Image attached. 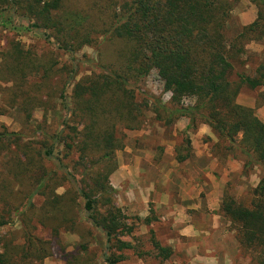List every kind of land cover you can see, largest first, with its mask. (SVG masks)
Wrapping results in <instances>:
<instances>
[{"label":"rangeland","instance_id":"374dc122","mask_svg":"<svg viewBox=\"0 0 264 264\" xmlns=\"http://www.w3.org/2000/svg\"><path fill=\"white\" fill-rule=\"evenodd\" d=\"M122 1L130 0H62L59 20L70 28L78 27L81 36L87 35L93 42L75 53L61 49L59 41L64 33L55 29L32 28L34 22L14 13L15 8L7 7L0 12V134H20L23 144H31L35 148L45 142L37 130L39 127L48 136H54L64 131L68 133L67 123L84 134L85 124L70 122V112L62 109V101L57 94L65 77L71 76V85L66 89L63 101L69 109L74 83L103 73V66L109 68L120 64V44L113 42L103 30L109 22L113 24V16ZM257 19L258 10L248 0H239L235 4L231 19L234 31ZM230 33L233 34V30ZM13 45L30 54L38 64L31 84L35 80L40 82L43 76L47 77L43 103L34 105L29 121L20 107L13 105L14 96L22 95V91L17 90L18 78L10 77L3 68L2 56ZM245 51L243 71L251 74L264 61V41L248 42ZM236 68L241 72L238 66ZM129 88L134 91L136 103L140 106L147 103V107L141 109V117L129 123L133 129L124 127L128 122L117 121L113 125L106 120L100 125L101 129L115 131L123 148L114 152V158L104 164H100V155L90 154L83 168L75 166L78 154L66 159L63 145L55 143L54 157L44 160V166L59 175L63 185L55 190V194L63 196L65 202H60L55 214L50 212L46 215L39 211L44 203L40 196L33 199L36 211L21 209L13 213L15 203L12 201L11 211L5 215L0 205V215L3 216L0 218L5 220L0 222H6L0 229V252L8 246L14 248L18 255L23 254L30 234L24 226L27 222L33 238L49 245L50 255L36 260L37 255L34 254V259L28 262L23 259V264H107L105 257L112 251L108 250L106 237L102 230L93 226L84 211V202L73 192H78V184L82 185V180L96 179L104 170L102 168L110 167L114 161L116 169L108 179L113 190L111 203L121 210L126 219L124 224L130 228L118 239L131 248L119 253L113 249L116 256L123 258L118 264H258L251 252L241 248L237 228L222 215L220 205L226 189H229L237 203L249 207L252 191L264 176L262 169L247 165L238 152L227 153L225 148L228 144L218 140L210 128L198 120L192 129H187L188 119L176 115L169 124H165L169 112L174 109L171 94L164 90L155 71L131 82ZM259 94L243 89L236 101L243 107L255 109ZM193 103V98H184L180 107L187 108ZM154 104L163 108L158 109L162 121L156 119ZM255 115L264 123V106L257 108ZM15 151L14 145L7 149L0 147V184L5 183L10 190L18 192L19 180H23L24 175L13 160ZM223 153L227 156H221ZM181 180L186 181L184 188ZM134 181L140 185L153 182L154 192L162 194L163 199L154 200L152 196L148 201L142 200L139 191L133 187ZM189 183L193 185L183 193ZM113 186H117L116 189ZM95 195L99 201V212H104L101 193ZM42 215L45 218L41 219ZM41 220L44 225L39 224ZM52 228L57 229V238L52 236ZM155 242L171 249L172 255L168 260L162 261L158 257L153 248Z\"/></svg>","mask_w":264,"mask_h":264},{"label":"trees","instance_id":"16d2710c","mask_svg":"<svg viewBox=\"0 0 264 264\" xmlns=\"http://www.w3.org/2000/svg\"><path fill=\"white\" fill-rule=\"evenodd\" d=\"M248 1L257 8L258 19L235 31L232 11L239 0L122 1L113 16V24L109 22L103 30L113 42L120 44V64L109 68L103 66V73L74 83L69 109L63 101L66 99L65 91L71 85V76L65 77L57 94L62 101V109L70 112V122L85 124L84 134L67 123L64 125L68 133L64 131L54 136H48L39 127L37 130L45 139L39 148L23 144L20 134H0V147L7 149L14 145L13 160L24 175L23 180H19L18 192L10 190L5 183L0 184V205L4 214L10 213L13 202V213L21 209L36 211L33 205L36 196L44 199L39 211L45 215L55 214L60 202H65L63 196L55 194V190L63 185L59 175L44 166V160L54 157L55 143L63 145L66 159L78 154L76 167L85 168L90 154L100 155V164L111 161L114 152L121 150L123 144L115 131L101 129V121L109 120L113 125L117 121L128 122L124 127L133 129L129 123L141 117V109L147 107V103L141 106L136 103L129 85L147 77L152 71L157 73L164 90L171 94L174 110L166 111L169 117L165 124H169L176 115L188 119L187 129H192L198 120L208 126L218 140L228 144L225 148L227 153L238 152L247 165H256L264 173V123L255 115V110L264 106V61L251 74L243 71L245 62H242L247 55L245 45L248 42L264 41V0ZM61 3L62 0H0V12L7 7L15 8L14 13L34 22L32 28L55 29L64 33L59 42L61 49L67 52L75 53L82 46H91L93 42L89 36H81L78 27L70 28L59 20ZM231 30L233 34H229ZM78 41L80 43L75 45ZM2 59L3 68L10 77L18 78L17 90L22 91L21 96H14L13 105H18L29 121L34 105L43 103L47 77L43 76L40 82L35 80L31 84L38 64L18 45L10 47ZM236 66L241 72H237ZM243 89L260 92L255 109L237 103ZM184 98H193V105L180 107ZM154 108L156 119L162 121L158 109L163 108L156 104ZM221 156L227 155L223 153ZM102 169L96 179L82 180V185L78 184V192H73V195L82 199L84 211L93 226L102 230L106 237L108 250L112 251L105 257L106 263L118 264L123 258L116 256L113 249L118 253L131 249L128 243L118 239L130 228L124 224L126 219L121 210L111 203L113 190L108 179L115 171L116 163L113 161L110 167ZM97 192L101 193L104 212L98 210ZM252 197L250 206L243 207L226 189L220 211L237 228L241 248L251 252L258 264H264V176L252 191ZM43 218L44 215L41 216ZM0 220L5 221L3 218ZM39 224L45 223L41 220ZM5 225L6 222H0V229ZM24 226L30 230L27 246L23 248L25 255L24 252L18 255L14 248L5 246L0 252V264H23L34 259L35 255L36 260L49 257V245L33 238L27 222ZM52 236L57 238V229L52 228ZM153 248L162 261L172 255L171 249L163 248L157 242Z\"/></svg>","mask_w":264,"mask_h":264},{"label":"crops","instance_id":"0c3cea01","mask_svg":"<svg viewBox=\"0 0 264 264\" xmlns=\"http://www.w3.org/2000/svg\"><path fill=\"white\" fill-rule=\"evenodd\" d=\"M197 156V155H196ZM182 169H184V168H182ZM184 171H186L185 169H184ZM138 173H142V171L141 172H136V175H138ZM183 180V179H182ZM181 180V182H182V184L183 183H185L186 181L184 180V181H182ZM189 181H193V180H189ZM194 184H197V187H198V183L197 182H194ZM153 185H154V183L153 182H149L147 185L145 184V185H140V184H138L136 181H134V183H133V187L135 188V189H137L138 191H139V194H140V196H141V199L143 200H149L150 199V197H154V200H156V199H163V197H162V194H160V193H155L154 192V187H153ZM191 185H193V183H189L188 185H186L187 186V188L186 189H183L182 191H183V193L191 186ZM116 187L117 186H113V188H115L116 189ZM185 187V184H183V187L182 188H184ZM164 198H166V197H164ZM185 219H186V217H185ZM185 221V220H184ZM188 229V228H187ZM187 231V230H186ZM186 234V233H185Z\"/></svg>","mask_w":264,"mask_h":264}]
</instances>
